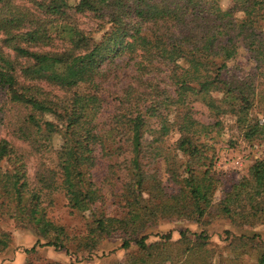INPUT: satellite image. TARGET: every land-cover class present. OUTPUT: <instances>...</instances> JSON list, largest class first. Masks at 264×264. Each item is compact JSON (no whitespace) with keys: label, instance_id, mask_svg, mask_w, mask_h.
<instances>
[{"label":"trees","instance_id":"trees-1","mask_svg":"<svg viewBox=\"0 0 264 264\" xmlns=\"http://www.w3.org/2000/svg\"><path fill=\"white\" fill-rule=\"evenodd\" d=\"M218 1L75 0L70 5L68 0L61 4L26 0L28 5H24L19 0H0L1 132L31 148H46L53 136L61 142L55 152L56 170L42 167L31 187L20 170L21 157L0 135L1 198L13 204L15 218L25 215L35 229L44 228L45 243L36 241L24 253H33L35 246L67 251L63 229L45 219L39 207L44 192L59 189L67 207L78 213L101 205V187L92 176L96 147L108 161L107 179L120 180L119 196L126 213L121 218L91 213L87 234H120V248L132 243L140 252L130 264H144V258L151 256L152 245L139 236L148 226L169 219L208 223L203 218L216 180L211 175L212 158L200 139L219 132L222 116L244 125L245 138L264 134V115L256 121L248 118L255 98L253 82L240 76L233 63L238 50H243L254 70L264 75L260 28L264 0H231L223 17L218 15ZM84 13L100 20L101 30L106 26L97 40L71 18ZM236 13L242 15L236 17ZM49 47L58 49L42 50ZM119 77L126 82L104 117L103 83ZM49 88L57 91L49 92ZM196 98L212 115L211 123L193 116L190 103ZM171 112L178 139L163 161L175 190L165 193L152 179L154 187H148L155 193L146 201L142 197L148 183L143 161L161 154L149 129L150 120L166 125ZM112 132L126 143L122 165L116 166L103 149V139ZM9 162L14 168L4 167ZM218 213L235 226L264 224V156L223 193ZM178 235L177 264H210L205 231L189 234L185 230ZM223 235L225 239L231 236L228 231ZM258 239L257 234L236 237L240 254L250 255L248 242ZM184 242L188 244L180 247ZM7 245L8 235L0 232V251ZM165 245L156 246L164 251ZM191 256L196 260H189ZM254 260L264 264V242Z\"/></svg>","mask_w":264,"mask_h":264},{"label":"rangeland","instance_id":"rangeland-1","mask_svg":"<svg viewBox=\"0 0 264 264\" xmlns=\"http://www.w3.org/2000/svg\"><path fill=\"white\" fill-rule=\"evenodd\" d=\"M61 4L63 0H55ZM20 4L28 5L26 0H19ZM70 5L75 0H68ZM232 6L231 0L218 1V15L223 17L227 14ZM246 13V12H245ZM244 13V14H245ZM236 17L241 13H236ZM77 27L83 32L88 33L95 40L99 38L104 28L100 20L93 15L84 13L80 15H72ZM260 28L264 32V20L260 22ZM58 48H44V51H53ZM247 55L243 50H238L233 63L238 67L240 76H248L255 87V98L252 107L248 112V118L256 121L264 115V75L262 72L255 71L251 62L247 61ZM125 74V72H123ZM121 77L115 79H106L103 87L106 92L103 93V113L107 114L113 109L116 103L118 90L125 84ZM47 91H57L49 88ZM60 94V93H59ZM108 95V96H107ZM193 110V116L202 123H211L212 115L208 112L207 107L199 100L194 99L190 103ZM172 113H169V121L166 125H158L154 120H150V130L152 136L156 139V145L161 150L160 157L153 161L144 160L145 164V191L143 200H149V194L155 193L151 191L154 187L155 179L165 193H171L175 190L174 185L169 181L165 172L164 155L170 154L173 146L178 139V134L171 124ZM101 115V119L103 116ZM171 115V116H170ZM234 118L229 116L221 117V129L219 132H211L206 137L201 138L200 142L205 144V151L212 158L211 175L216 180L214 191L212 192L211 204L205 214L203 221L206 224H197L186 219H172L158 221L139 233V236L145 237V244L152 245L148 250L150 257L144 258V264H177L180 260L179 254V232L188 231L189 234H198L205 231L207 243L205 248L210 251L208 263L212 264L215 258L216 264H255L254 255L263 249L264 242V224L254 225L253 227L235 226L226 218L218 213V202L223 193L227 192L230 187L239 181L242 177H246L249 166L264 156V134L245 138L246 129L244 125L234 124ZM15 148L18 157H21L20 170L24 171L28 184L35 185L34 176L37 171H41L42 167L56 170L55 168V152L57 151L60 140L59 137L53 136L51 142L44 147L31 148L25 144L9 138L5 133L1 132ZM154 131V133H153ZM146 140H150V135L145 136ZM37 149V150H36ZM103 149L109 153L113 163L122 165V158L125 157L126 143L124 138H120L114 132L103 139ZM37 152H36V151ZM170 152V153H168ZM106 153V152H105ZM166 154V155H167ZM96 158V168L92 171L93 180L101 187L103 200L100 206H93L90 211L75 212L67 207L63 193L57 190H49L41 196L39 204L43 212L44 218L49 222L61 227L66 236L65 249L54 250L51 247L35 246L33 253L26 254L25 250L31 248L36 241L44 244L43 232L44 228H37L33 223L27 222L24 215L17 219L12 214L13 204L9 200L1 198L0 195V232L8 235V245L0 251V264H130L133 259L140 256V252L131 243L128 248H120L121 237L118 233H112L109 236H98L87 234L90 227L91 213L103 212L104 215L121 218L126 213L123 202L120 198V180L107 179L108 172L107 160L101 155L100 149L96 147L94 151ZM110 160V159H109ZM4 167L8 169L14 168L12 164L4 163ZM114 169V168H113ZM121 178V177H120ZM153 182V183H152ZM151 191V192H150ZM95 208L94 212L93 209ZM224 231H228L231 236L223 235ZM252 234L259 235L258 240L248 242V253L240 254L238 251L239 244L236 237L241 235L250 236ZM164 236L166 239H161ZM187 238L191 239L187 235ZM166 244L165 250L160 251L157 244ZM188 244L184 242L180 247ZM189 260H196L195 257H189ZM177 262V263H176Z\"/></svg>","mask_w":264,"mask_h":264}]
</instances>
